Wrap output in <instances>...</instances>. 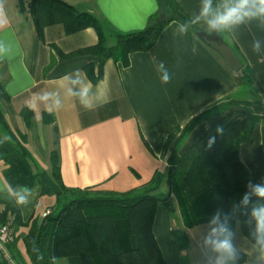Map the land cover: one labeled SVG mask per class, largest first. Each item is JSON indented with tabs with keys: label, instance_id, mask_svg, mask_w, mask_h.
I'll return each instance as SVG.
<instances>
[{
	"label": "crops",
	"instance_id": "1",
	"mask_svg": "<svg viewBox=\"0 0 264 264\" xmlns=\"http://www.w3.org/2000/svg\"><path fill=\"white\" fill-rule=\"evenodd\" d=\"M62 1L95 16L108 46L117 43V31L144 29L159 10L158 0ZM177 1L202 36L171 21L151 49L130 53L127 64L108 59L95 82L85 66L93 65L97 74V56L63 55L96 44L99 34L94 27L69 33L49 3H42L37 11L30 0H2L0 85L6 96L0 95V138L9 133L23 136L35 163L47 171L56 151L67 187L165 198L170 193L171 156L182 155L226 116L246 112L260 119L240 144L239 156L250 181H264V15L245 16L238 24L210 32V17L201 15L203 0ZM238 2L211 0V6L213 12H223ZM248 8L255 11L251 3ZM204 37L230 45L243 67L232 69ZM255 41L260 42L258 52L253 50ZM164 72L170 76L167 84L161 82ZM25 109L34 114L32 126L25 120ZM8 167L0 156V215L12 201L17 213L9 212L7 217L15 233L13 253L21 263L31 264L24 237L34 219L56 207L57 198L42 193L40 185L14 190L5 178ZM18 196L28 203L18 206ZM213 227L212 223L185 227L173 199L172 209L159 204L154 233L168 264H179V257L188 255L194 243L199 254L207 253L198 228L208 235ZM175 229L183 235L185 254L178 250ZM234 236L236 249L247 254L246 264H264L239 220ZM59 260L70 264L67 258L56 259L55 264ZM0 264H5L1 255ZM205 264L216 260L207 258Z\"/></svg>",
	"mask_w": 264,
	"mask_h": 264
},
{
	"label": "trees",
	"instance_id": "2",
	"mask_svg": "<svg viewBox=\"0 0 264 264\" xmlns=\"http://www.w3.org/2000/svg\"><path fill=\"white\" fill-rule=\"evenodd\" d=\"M42 3L50 4L69 33L90 26L97 30L96 44L63 54L65 57L97 56V74L93 65L85 66L95 82L102 76L108 59L127 64L130 53L151 49L171 21L180 22L200 36L203 34L177 0H158L159 10L144 29L117 31V43L108 46L105 33L92 14L80 12L62 0H30L33 10L38 11ZM0 95L6 96L1 85ZM23 115L32 126L33 112L25 109ZM259 119L246 112L228 115L182 155L174 153L169 160L170 193L165 198L146 192L100 193L67 187L61 178L56 151L51 153V170L47 171L35 163L23 145V136L9 133L4 139L0 138V156L9 164L5 178L11 187L18 190L40 185L42 193L57 198L56 207L42 219H34L24 237L31 264H55L59 258H67L71 264H168L155 236L154 222L159 204L172 209L173 199L185 227L211 223L219 214V223L233 233L234 246L237 220L243 234L256 245V221L251 217V205L241 203L248 190L250 172L241 161L239 150ZM9 212L17 213L12 201H7V211L0 215L2 223L8 222ZM12 244L9 248L16 263L23 264L16 259ZM237 252L235 264H246L247 254Z\"/></svg>",
	"mask_w": 264,
	"mask_h": 264
},
{
	"label": "clouds",
	"instance_id": "3",
	"mask_svg": "<svg viewBox=\"0 0 264 264\" xmlns=\"http://www.w3.org/2000/svg\"><path fill=\"white\" fill-rule=\"evenodd\" d=\"M255 8L252 11L248 8L249 4ZM258 5V6H257ZM264 15V0H239L236 6L227 7L223 12H213L211 0H203L201 8V15L210 17L207 19V24L210 32H219L224 28L242 22L245 16ZM0 17H3L2 0H0ZM0 19V24H2ZM184 29L182 28V31ZM253 50H260V42L255 41ZM161 68L163 65L161 64ZM161 82L167 84L170 82V76L167 72L161 77ZM87 94V89L82 90V95ZM91 109V106H87ZM247 191L243 194L241 203L244 206L251 205V217L256 221L255 239L258 251L260 253V261L264 262V183L253 184L251 181L246 185ZM25 191H30L25 189ZM253 197L256 198L253 201ZM17 205H25L28 200L24 196H18L16 200ZM212 224L217 225L213 227L209 234L204 238L205 245L211 247L212 251L220 253L216 259V264H235L238 259V252L232 242L233 233L224 224L219 223V214L213 217Z\"/></svg>",
	"mask_w": 264,
	"mask_h": 264
},
{
	"label": "rangeland",
	"instance_id": "4",
	"mask_svg": "<svg viewBox=\"0 0 264 264\" xmlns=\"http://www.w3.org/2000/svg\"><path fill=\"white\" fill-rule=\"evenodd\" d=\"M196 230H194L193 233H195ZM198 233H200L199 237L202 239L200 243H203V246L206 248L207 253L204 254H199V248H198V243H194L196 246L193 247L192 250H189V254L188 255H181L179 257V264H205V260H207V258H211V260L214 258L215 260L217 259L216 256H219L220 253L214 252L212 251L211 247L208 245H205L204 243V238L206 237L207 234H202V232L200 231V229L198 228ZM197 232V231H196ZM175 235H176V242H177V247L178 250L185 254L186 253V245H185V241L183 238V235L181 234V232L175 229ZM197 247V248H196ZM196 248V249H195ZM218 254V255H217ZM69 261V259H68ZM209 262V261H208ZM57 264H62L61 260H59V262H57ZM71 264V262H70ZM178 264V263H177Z\"/></svg>",
	"mask_w": 264,
	"mask_h": 264
},
{
	"label": "built area",
	"instance_id": "5",
	"mask_svg": "<svg viewBox=\"0 0 264 264\" xmlns=\"http://www.w3.org/2000/svg\"><path fill=\"white\" fill-rule=\"evenodd\" d=\"M50 212V209L46 210L43 213V217L47 216ZM14 238L15 233L11 223L9 221L6 223L0 221V255L5 264H17L9 248Z\"/></svg>",
	"mask_w": 264,
	"mask_h": 264
},
{
	"label": "water",
	"instance_id": "6",
	"mask_svg": "<svg viewBox=\"0 0 264 264\" xmlns=\"http://www.w3.org/2000/svg\"><path fill=\"white\" fill-rule=\"evenodd\" d=\"M205 41L215 50H217L225 62L235 71L243 67V63L233 48L221 39H210L204 37Z\"/></svg>",
	"mask_w": 264,
	"mask_h": 264
}]
</instances>
